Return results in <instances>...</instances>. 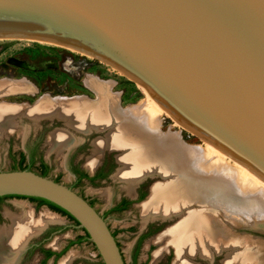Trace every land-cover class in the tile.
Listing matches in <instances>:
<instances>
[{
  "label": "water",
  "instance_id": "water-1",
  "mask_svg": "<svg viewBox=\"0 0 264 264\" xmlns=\"http://www.w3.org/2000/svg\"><path fill=\"white\" fill-rule=\"evenodd\" d=\"M1 36L116 66L264 178V0H0ZM11 195L57 204L88 233L104 264H127L107 220L72 187L31 168L0 170V196Z\"/></svg>",
  "mask_w": 264,
  "mask_h": 264
},
{
  "label": "bare ground",
  "instance_id": "bare-ground-1",
  "mask_svg": "<svg viewBox=\"0 0 264 264\" xmlns=\"http://www.w3.org/2000/svg\"><path fill=\"white\" fill-rule=\"evenodd\" d=\"M21 81H0V93L26 89L28 86ZM138 85L146 99L129 108L119 107L101 86L97 101L82 97L66 101V97L58 96L57 100L44 99L27 108L0 104V137L6 130L15 128V117L19 114L34 120L59 116L85 131L92 126L109 128L107 137L97 143V150L120 149L121 168L117 176L127 183V192L133 194L135 185L147 176L160 178L140 205L142 215L146 219L180 218L163 235L176 250L174 264H195L191 259L194 256L213 258L215 253L223 252H226L224 264H262L259 246L254 250L249 237L237 236L233 223L238 218L255 227H264V178L210 141L190 145L179 132L162 131L161 113L165 110L172 113ZM73 140L74 136L65 132H52L49 137L52 147L60 150L70 147ZM88 165L93 167L95 163L90 161ZM25 208L22 207L20 215L11 214L10 225L0 229V264H15L19 248L30 236L48 223L62 220L46 211L35 218L33 211ZM160 255L161 252L156 253L155 259ZM71 257L72 254L63 258L60 264H68Z\"/></svg>",
  "mask_w": 264,
  "mask_h": 264
},
{
  "label": "rangeland",
  "instance_id": "rangeland-1",
  "mask_svg": "<svg viewBox=\"0 0 264 264\" xmlns=\"http://www.w3.org/2000/svg\"><path fill=\"white\" fill-rule=\"evenodd\" d=\"M2 80L15 82L22 80L21 82H25L28 86L24 90L30 92L28 95L29 104H27L28 106L22 105V108L30 107L34 105V103L37 104V102L43 101L44 99L52 101L58 96L66 97V101L74 97H82L87 100L89 99V101H97L99 99L98 88L100 86L105 88L114 98L118 97L119 99L121 96L122 102L119 105L121 108L135 107V105L141 104L146 99V95L142 92L138 82L116 66L94 55H87L68 47L30 38L0 37V81ZM19 96L20 95H11L9 97H3L0 101L18 100L16 98ZM0 104L6 105L7 103ZM19 115L21 116V114ZM16 117L15 121L17 124ZM42 122L41 119V124ZM32 124L33 121L26 119L16 131L15 126L13 130H6L1 136L13 131L14 136L17 137L18 135L22 138L25 129L24 126L27 125L29 129H31L32 127H30V125ZM34 130H36L35 127ZM161 130L164 132L169 130L179 132L182 140L190 145H202L206 143L207 140L196 132L189 130L166 110L161 113ZM1 138L2 137H0V170L22 169L14 158L10 156L7 140L5 139L2 141ZM13 145L15 153H18L20 149L24 147L23 141L16 138ZM53 150L61 152L63 147L62 150H60L56 146L52 147L50 144V146L44 147L41 152V155L45 157L46 161L52 165V169L47 175L54 178L55 175L59 174L61 180H55L69 186L74 180L67 170L65 158L64 156H57V154L53 153ZM229 160L233 163V160L230 158ZM25 165H27L26 162L24 163V166ZM40 168L38 164L32 166V169L35 171H40ZM151 177H155L153 183L160 180L158 176ZM126 184L127 183H123L120 179L115 177L113 181L108 182L107 185L103 184L94 187L86 182L83 183V187L75 186V190L83 188L87 196L98 197L99 199L95 202V205L99 211L103 212L109 205L110 196L113 191H115L118 196L121 195V193L125 192L124 188ZM142 203L143 202L137 205L134 204L132 207L122 212L111 213L107 218V222L111 226L110 228L116 232L119 246L127 264H174L176 250L171 244H167L163 235L167 229L173 227L180 218L174 216V219L167 220L165 225L161 228L150 231L151 226L161 218L146 219L141 212L140 205ZM0 206L2 213L4 215H10L9 218L11 214L20 215V213H22V207H26L25 209H31L33 211L35 218H38L39 215L46 211L53 212V214L55 213V215L62 219L61 221L48 223L59 224L63 228L61 232L53 236L46 245L62 248L63 245L70 242L67 251L58 259L56 264H60V261L70 254H72V257L68 264H99L100 261H102L96 247L90 240L77 242L78 237L84 235L85 231L78 228L77 223L67 215L53 210L47 205L36 207L35 201L24 197L5 198L0 203ZM234 220L233 225L235 226L234 232H236V235H240L239 237H249L252 242H254V250H257L259 246L260 250L257 251L260 253L259 256L262 260V264H264V227H255L253 224L251 225L245 220L240 221L238 218ZM2 223H8L10 225L11 221L9 223V221L4 220ZM3 227L5 226L3 225L1 228ZM143 234H145V236L138 244L139 237ZM72 242L77 243L74 244ZM137 247L138 249L135 253ZM158 252H161V255L155 259V255ZM39 257L40 254L34 252L30 257L25 258L23 263H21L20 258V262L17 264H36ZM225 258L226 252L220 254L215 253L213 255V260H216V264H224ZM191 259L195 264H213L214 262L200 255L194 256ZM52 260L53 259L49 260L47 264H53Z\"/></svg>",
  "mask_w": 264,
  "mask_h": 264
},
{
  "label": "flooded vegetation",
  "instance_id": "flooded-vegetation-1",
  "mask_svg": "<svg viewBox=\"0 0 264 264\" xmlns=\"http://www.w3.org/2000/svg\"><path fill=\"white\" fill-rule=\"evenodd\" d=\"M29 94L30 92L26 90H21L15 93H5L0 95V99H2L3 97H9L11 95H20V96L16 98L18 100H12V101L3 100L0 101V103H8L12 105L14 104L18 106L27 105L29 104L28 101ZM115 100L118 106L122 102L121 96L119 97V99L118 97L115 98ZM27 117H28L27 115H22V114L21 116L18 115V117H16L17 124L15 131L19 128V126L23 123L24 120L29 119L33 121V124L30 125V127H32L31 129H29L27 125L24 126L25 130L22 136L23 139L18 135L17 137L14 136L13 131L7 133L1 138L2 141H4L5 139L7 140L9 145V154L14 158L16 162L20 161L21 158H24L25 162L27 163V165H25L24 167L31 169L34 164H38V166L41 167V163L45 162L49 166V171H50L52 169V165L46 161L45 157L41 155V152L43 151L44 147L48 145L50 146L49 135L52 132H65L67 134L74 136V140H73L74 142L71 144L70 147L68 148L65 147L61 152H59L58 150H53V153L57 154V156L59 157L64 156L67 170L70 172V174L72 175V179L74 180L72 184L69 185L70 187H72L73 189H75V186L83 187V183L86 182L94 187H98L103 184L107 185V183L112 182L113 178L115 177L119 179L117 173L121 168V162L119 161V155L121 152L120 149L104 148L97 150V143L101 142L103 139L107 137V134L109 133L110 130L109 128L92 126L89 128V130L85 131L74 128L73 126L69 125L68 122H66L67 121L66 119L59 116H55L53 118H43L42 124H41V117L36 120ZM34 127L36 128V130H34ZM15 138L21 139L23 141V146H24L23 148L20 149L18 153L14 152L13 144L15 142ZM90 161L92 162L94 161L95 165L93 167L88 165V162ZM37 172L41 173V168L40 171ZM54 179L61 180V177L59 176V174H57L55 175ZM153 179H155V177L147 176L146 178L138 182V184L135 185L134 187V194L128 193L126 187L124 188L125 192L121 193V195L119 196L116 194L115 191H113L112 195L110 196L109 205L108 207H106V209L103 212L99 211V209L95 205V202L99 199L98 197L87 196L83 188L76 191L79 194H81L83 197H85L93 206H95L96 209L102 214V216L108 221L107 218L111 213L122 212L129 209L134 204L137 205L140 202H144V199L150 194L151 184L153 183ZM121 182L125 183L122 180ZM8 197L29 198L26 196H0V203L5 198ZM35 202H36V207L41 206L39 204V201H35ZM4 220L9 221V223L11 221L8 215H4L2 213L0 206V224L4 222ZM165 222L166 221L164 220L162 221L161 219H159L158 222H156L151 226L150 231L161 228L162 226L165 225ZM3 225L7 226L9 224L2 223L0 225V228ZM62 228L63 227L60 226L59 224L51 223L48 224L45 228L40 229L41 231L39 230L37 233H34L32 236H30V238H28V240L25 243L27 245L26 251L20 257L21 263H23L25 258L30 257L34 252H38L40 254V257L36 261V264H47V262L51 259H53L52 260L53 264H56L58 259L61 258V256L67 251L70 242L63 245L62 248H58L56 246L55 247L48 246L46 245V243L50 241L53 236L59 234ZM111 230L113 231V234L116 236L115 230H113L112 228ZM144 236L145 234L139 237L138 244L141 240H143ZM84 241H89V240H84ZM137 249L138 247L136 248L135 253L137 252ZM47 251H51L52 254L48 255ZM63 251L64 253L59 257L58 255L61 254ZM207 260L214 261L213 264H216L215 262L216 260L215 259L213 260V258L212 259L207 258Z\"/></svg>",
  "mask_w": 264,
  "mask_h": 264
},
{
  "label": "trees",
  "instance_id": "trees-1",
  "mask_svg": "<svg viewBox=\"0 0 264 264\" xmlns=\"http://www.w3.org/2000/svg\"><path fill=\"white\" fill-rule=\"evenodd\" d=\"M24 162H25V159L21 158L19 164L22 165ZM21 168L23 169V168H26V167H21ZM41 168H42L41 174L42 175H47L48 172H49V166L45 162H42L41 163ZM11 196H14V195H11ZM29 198L32 199V200H35V201H39L40 205L47 204L53 210H57V211L65 214V215H67L70 219H72L73 221H75L78 224V221L69 212H67L65 209L61 208L57 204H55V203H53V202H51L49 200H46L44 198H40V197L31 196ZM84 240H89V235H88V233L86 231H85L84 235H81V236L78 237L77 242H81V241H84ZM72 243H74V242H72ZM47 252H48V255L52 254L51 251H47ZM63 253H64V251L61 254H59L58 256L60 257ZM99 264H104V263H103V261H100Z\"/></svg>",
  "mask_w": 264,
  "mask_h": 264
},
{
  "label": "crops",
  "instance_id": "crops-1",
  "mask_svg": "<svg viewBox=\"0 0 264 264\" xmlns=\"http://www.w3.org/2000/svg\"><path fill=\"white\" fill-rule=\"evenodd\" d=\"M51 136V135H50ZM50 143V142H49ZM62 150V149H61ZM16 163H18V165L20 166V167H22V166H24V163L22 164V165H20L19 163H20V161H17Z\"/></svg>",
  "mask_w": 264,
  "mask_h": 264
}]
</instances>
